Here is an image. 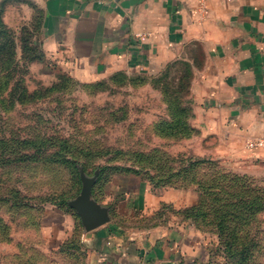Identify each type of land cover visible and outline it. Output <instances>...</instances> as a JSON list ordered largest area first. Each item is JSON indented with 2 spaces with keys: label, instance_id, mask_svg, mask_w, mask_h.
<instances>
[{
  "label": "rangeland",
  "instance_id": "rangeland-1",
  "mask_svg": "<svg viewBox=\"0 0 264 264\" xmlns=\"http://www.w3.org/2000/svg\"><path fill=\"white\" fill-rule=\"evenodd\" d=\"M38 13L3 21L15 48L0 60V264H90L70 204L82 192L107 208L105 226L163 221L204 236L215 264H264V160L199 144L190 87L170 103L175 67L98 79L43 48L28 60L22 27Z\"/></svg>",
  "mask_w": 264,
  "mask_h": 264
},
{
  "label": "crops",
  "instance_id": "crops-1",
  "mask_svg": "<svg viewBox=\"0 0 264 264\" xmlns=\"http://www.w3.org/2000/svg\"><path fill=\"white\" fill-rule=\"evenodd\" d=\"M35 10L48 60L82 74H149L189 61L199 144L264 160V0H0L10 26ZM162 223L111 221L84 233L90 264H215L204 236Z\"/></svg>",
  "mask_w": 264,
  "mask_h": 264
},
{
  "label": "trees",
  "instance_id": "trees-1",
  "mask_svg": "<svg viewBox=\"0 0 264 264\" xmlns=\"http://www.w3.org/2000/svg\"><path fill=\"white\" fill-rule=\"evenodd\" d=\"M38 14L39 16L36 18L35 22L31 24L32 28H30L29 26L22 27V32H21L22 34L20 37L21 49L24 51V54L30 61L31 60L40 61L44 58V52L42 50V42L40 40V31L42 27V15L40 12ZM14 48H15V45L13 42V36L11 34V30L5 26L2 16H1V12H0V60L1 58H5V56H8V55L13 56ZM173 67H175V69H177L176 71L178 73L180 72L181 74L180 78L177 77L173 90H171L170 92V95L172 96L170 103L175 104L176 106V105H180L183 102L180 99L179 101L174 99V97L180 98V96L184 94V92L187 93L184 90L190 87V84H187V83H190L189 79L192 78V65L187 60H181V59L176 60L168 64L167 66H165L166 72L169 73ZM117 74L124 75L123 72H118ZM180 106L177 107L178 112H181V110H183L182 108H180ZM178 125L179 124H177L176 122V127ZM205 161L209 162V160H205ZM63 203L65 204L66 201ZM68 210H69V207H68Z\"/></svg>",
  "mask_w": 264,
  "mask_h": 264
},
{
  "label": "water",
  "instance_id": "water-1",
  "mask_svg": "<svg viewBox=\"0 0 264 264\" xmlns=\"http://www.w3.org/2000/svg\"><path fill=\"white\" fill-rule=\"evenodd\" d=\"M70 204L81 217L86 231L93 230L109 220L107 208L95 203L90 198L89 193L82 192L81 195Z\"/></svg>",
  "mask_w": 264,
  "mask_h": 264
}]
</instances>
